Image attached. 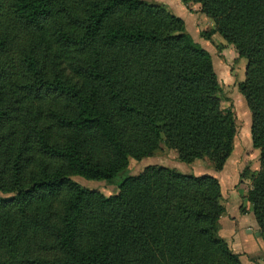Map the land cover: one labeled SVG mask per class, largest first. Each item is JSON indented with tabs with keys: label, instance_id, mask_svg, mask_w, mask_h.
<instances>
[{
	"label": "trees",
	"instance_id": "obj_1",
	"mask_svg": "<svg viewBox=\"0 0 264 264\" xmlns=\"http://www.w3.org/2000/svg\"><path fill=\"white\" fill-rule=\"evenodd\" d=\"M199 5L246 60L238 85L259 151L246 200L264 237V0ZM210 53L145 0H0V264H242L212 175L130 159L161 146L221 171L235 115ZM118 181L105 196L71 179Z\"/></svg>",
	"mask_w": 264,
	"mask_h": 264
},
{
	"label": "rangeland",
	"instance_id": "obj_2",
	"mask_svg": "<svg viewBox=\"0 0 264 264\" xmlns=\"http://www.w3.org/2000/svg\"><path fill=\"white\" fill-rule=\"evenodd\" d=\"M145 1L162 5V0ZM184 6L193 13L189 23L193 36L192 34L190 35L211 55L214 70L220 84L219 97L222 106L226 109H231L235 115L236 134L232 153L226 160L222 170L216 171L212 163L207 159H198L190 164L185 163L176 157L173 150L161 146V149L152 157L141 160L130 159L128 172L131 175H137L148 165H163L175 168L182 173L209 174L216 177L221 185L223 206L224 208L227 207L220 223L221 232L225 230V227L226 230L231 226L234 227L237 219H244L245 223L241 234L245 236L244 228L252 226L249 214V211L252 212V207L245 197L251 185V177L260 167L259 151L252 145L251 115L238 89V85L244 80L246 60L239 57L233 46L224 41L219 34H213L209 40L200 37L202 30L210 28L209 19L202 15L199 10H194L196 6L193 3ZM70 177L81 187L97 190L108 197L116 193L118 181L121 178L107 182L104 180H88L79 175H71ZM0 197H6V194L0 192ZM252 220L255 223L254 218ZM229 224L231 226H227ZM240 261L242 264H264V256L242 254Z\"/></svg>",
	"mask_w": 264,
	"mask_h": 264
},
{
	"label": "crops",
	"instance_id": "obj_3",
	"mask_svg": "<svg viewBox=\"0 0 264 264\" xmlns=\"http://www.w3.org/2000/svg\"><path fill=\"white\" fill-rule=\"evenodd\" d=\"M162 6L166 8L167 10L173 12L176 16L180 17L184 20L186 24V28L190 34V21L192 19V11H189L184 4L180 0H162ZM196 8L194 10H199V5L194 4ZM225 210H227V207H225ZM249 214L251 216L252 226L244 228L245 230V236H242V228L245 223L244 219H237V221L234 223V227H232L230 224L227 226H231L230 228L221 232V236L226 238L227 240L231 242L232 250L239 254L240 257L242 254H258L260 256H264V238L262 236H258V226L256 222L252 220L254 218L252 212L249 211ZM223 217V215H222ZM222 217L220 219V223L222 220ZM255 220V219H254ZM249 221V220H248ZM224 229V228H223ZM244 237V239H242Z\"/></svg>",
	"mask_w": 264,
	"mask_h": 264
}]
</instances>
